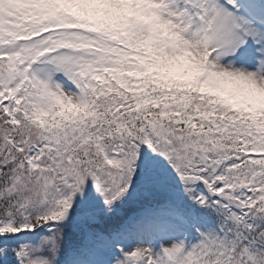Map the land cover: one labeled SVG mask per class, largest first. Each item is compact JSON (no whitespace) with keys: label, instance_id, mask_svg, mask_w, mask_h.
I'll use <instances>...</instances> for the list:
<instances>
[{"label":"snow or ice","instance_id":"6c2138e0","mask_svg":"<svg viewBox=\"0 0 264 264\" xmlns=\"http://www.w3.org/2000/svg\"><path fill=\"white\" fill-rule=\"evenodd\" d=\"M0 264H264V0H0Z\"/></svg>","mask_w":264,"mask_h":264}]
</instances>
